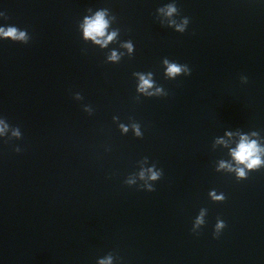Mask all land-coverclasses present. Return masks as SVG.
<instances>
[{
    "label": "water",
    "instance_id": "1",
    "mask_svg": "<svg viewBox=\"0 0 264 264\" xmlns=\"http://www.w3.org/2000/svg\"><path fill=\"white\" fill-rule=\"evenodd\" d=\"M99 11L96 43L83 25ZM0 13L30 38H0V118L21 131L0 137V264H264V165L238 180L231 155L244 136L264 149V0H0Z\"/></svg>",
    "mask_w": 264,
    "mask_h": 264
},
{
    "label": "clouds",
    "instance_id": "2",
    "mask_svg": "<svg viewBox=\"0 0 264 264\" xmlns=\"http://www.w3.org/2000/svg\"><path fill=\"white\" fill-rule=\"evenodd\" d=\"M167 8V15L171 16L173 13H177L178 9L174 3L166 5ZM163 11V9H161ZM0 16H3V13H0ZM6 18V17H5ZM189 21L188 18L185 17L183 19V24L177 26V31L180 33H183L186 29V26L188 25ZM84 27V33L86 37H90L93 40H95L96 43H101V40L98 39L99 37H104L105 30L108 27V21L105 19V12L99 11L95 14L94 18L85 17V23L83 25ZM116 35L115 32H113L111 35L107 37V41H111L113 37ZM0 38L11 40L13 42L23 41V43H28L29 36L26 30H20L15 26H0ZM107 41H104L106 43ZM129 49V51H132V45L129 43L126 45ZM116 54L113 53L112 57L110 59H116ZM165 64H168L167 68V74L168 76L174 77L177 74H180L182 71L185 73V75L190 74V69L187 67V65H178L176 63L169 64L167 60L164 61ZM242 80L246 82V77H242ZM152 87V84L149 79H145L143 76H141V85L139 87V91H146L148 88ZM159 91V89L157 90ZM148 95H152V93H148ZM123 128V131H127V128L121 125ZM136 128V135L140 136L141 133L139 131L138 126H134ZM11 132L10 135H8V132ZM256 133H253L255 135ZM0 137H7L9 140L11 139H20L21 138V131L18 127H10L9 123L6 121V119L0 118ZM15 151L19 152L20 148L17 147ZM264 152V149H262L257 141L255 140H249L246 136L242 137L240 140V143L238 146L232 150V157L237 162L238 165H243V167H240L237 169V179L243 180L246 179L248 176V173L251 171H255L261 168L262 165H264V160L261 159V153ZM247 169V171H246ZM151 171V169L149 170ZM162 175V172H151L150 179L151 180H158L160 179ZM141 176L143 177V173H141ZM128 184H131L132 182H127ZM145 188V187H144ZM148 191H153L152 185H148L146 187ZM215 199H222L221 197H215ZM225 197L223 198V200ZM201 217L197 218L196 224L200 225L203 223V219ZM225 227V223L222 220H218L215 225V233L218 234L223 228ZM114 256L109 253L107 255L106 259L98 260L97 264H113L114 262Z\"/></svg>",
    "mask_w": 264,
    "mask_h": 264
}]
</instances>
